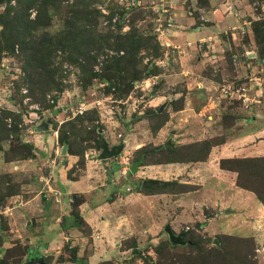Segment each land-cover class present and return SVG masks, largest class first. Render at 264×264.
Returning <instances> with one entry per match:
<instances>
[{"label":"rangeland","instance_id":"rangeland-1","mask_svg":"<svg viewBox=\"0 0 264 264\" xmlns=\"http://www.w3.org/2000/svg\"><path fill=\"white\" fill-rule=\"evenodd\" d=\"M214 1L222 5L229 3L231 0ZM241 1L242 7L244 9H251V14L254 15L252 18L250 14H245V17L248 18L249 21L252 19L250 21V27L252 29V21L264 18V11L262 10L264 0ZM138 2L139 4L135 7L131 5ZM193 2L195 4L197 3L200 7L209 5L208 0H181V2H179V0H135V2L132 0H102V3L98 5V9L101 10L103 15L100 19V27L108 25V19L106 17L114 15L113 24H115L120 19V13H123V15L125 14L124 31L129 30L130 26H136L142 33L156 35L161 44V57L156 60V65L159 67L161 75L162 67L160 62L163 58L167 59L168 55L162 45V41L167 34H160L158 28L162 23L168 26L169 19L175 24L173 12L176 10L177 3L182 6L183 10H188ZM171 5H174V8ZM164 9H167L169 12L164 14ZM2 12L3 8L1 7L0 14ZM228 13H230V11ZM65 14L64 11L56 14L53 24L49 28L51 32L55 33L64 28ZM160 14H162L163 17ZM160 19L161 21H159ZM239 31L242 33L241 43L245 40H249L247 32L242 29ZM251 32H253V29ZM230 51L231 50L228 52L227 58L224 59L225 61L220 62L206 56L203 58L205 64L202 63L192 66L194 69V75H192V77L196 78V74L203 71L205 77H212L219 83L217 86L218 89L214 88L211 91H207L206 89L204 93H200L197 96L198 101H200L199 108H203L205 104L216 103L218 105L217 108H212V110L209 108L210 111L215 113L218 122L210 121L204 116L201 121H198V124H196L199 125V128L195 129V133L198 134L193 135L195 138L194 140L200 138L202 140L195 142L194 140L192 142L187 140V142L177 144L178 140L182 141L187 138L186 135H188L184 134L186 132L185 125L188 124V121L186 122L183 118H179L178 121L176 120L175 128L172 130L170 129L171 131H165L162 137L165 139L168 138L169 135H174L172 143H174V146L178 145L179 149L186 145H192L211 139H215L219 146L212 149V156L209 157L207 164H204L205 167L203 169L200 168L199 162L174 163L173 167L167 169L168 171L165 170L161 173L155 171L150 172L149 179L166 182L178 181L189 188H187V192L179 195L155 193L151 195H158L159 197L151 198L149 199L150 201H140L138 203L130 202V206L122 204L118 212H122V214L128 216V224L125 226L126 232H128L127 229L130 228V224L132 230L126 233L125 236H120L118 238L120 244L116 247L117 249H113V245L111 244V248L100 250L98 244L93 240L94 246L99 248L98 255L101 257H96L94 262H91L92 264H98V261L128 255L129 251L122 252L120 249L122 243L128 239L136 241L138 248L143 250L147 255L153 257V263H156L157 254L153 248L169 240V236L165 232L167 225H171L176 234L184 233L186 235V233H189L196 237L210 239L213 241V244L211 242L210 246H219L220 242L218 241V237L224 235H232L238 238H248L251 240L254 239L255 248L252 250V259L253 261H258V264H264V207L257 202L252 193L236 186L234 181L235 173H226L220 169L219 165L220 158L225 153L228 155L241 153L240 149L235 151V146H231L232 149L224 144H226L227 141L231 142V140L236 139L238 135L241 134V125L236 123V118L239 119L243 116H251L254 110L252 107L256 104L255 102L258 101H261L260 103L263 108L259 110L260 115L254 113L257 114V121L252 124L249 123L250 125H248L249 128H247V131H257L260 133L262 129H264V60L263 62L259 61L262 66L257 68V70L256 68H254V71L249 70L248 73L244 75V78H240L243 73H237V71H235L236 67L239 69L240 65H234V67L231 65V69L228 67L230 60L232 61L231 56H229V54H231ZM140 56L144 60L143 64L146 65L150 58H148L144 52H141ZM193 56L194 55H191V60ZM197 57L198 56H196L193 61H196ZM59 61H61V59H58L57 63H59ZM222 63L225 65L224 71H222ZM23 67L24 62L20 57L11 54H6L0 64V111L9 110L17 115L18 117L9 118L7 123L9 128L13 127L15 124L18 125L20 131L19 134L15 132L14 135L10 137V140L5 141V150H9L12 143H14L19 136H21V141L24 142L28 137L29 141H31L29 143L35 145V135H43V140L46 141L49 134L55 133L59 141L60 131L69 130L70 127L68 123L76 121L79 118H87L84 121V126L89 125L88 131H92L95 128L96 132L102 135V141L106 139L111 146L119 145L122 142L125 144L126 150H124L119 157H116L118 158L117 160H113L115 162L123 161L125 167L131 166L133 162L138 161L136 160V154L131 152V149H135L138 145H140L139 149L143 147H148L150 149L158 147L155 146L156 142L159 143L158 138L155 141L157 135L155 127L159 126L163 120H168V110L173 109L176 103H172V100H169L172 96L171 88H182V85L185 84L183 82L180 83V81L177 82L176 79L167 83V80L164 78L162 79L160 75H157V80H153L155 76H151L137 82L133 91L127 97L120 99L114 94L113 90H107L106 83L98 79L93 80L92 84L84 90L82 79L83 72L80 67L76 64L64 61V64H59L60 71L55 76L54 80L56 83H59L62 92H60V89L53 88V82L50 84L47 83L46 94L41 97L39 101H36L32 96L29 97L30 92L28 85L25 83L26 73ZM215 70L216 73L214 72ZM254 83L255 93L251 92V85ZM227 86H231L232 89L241 87L249 89V97L252 98L250 106H244L243 98L240 99L239 94H237V96H233L234 94H232V96L225 95L222 89ZM162 93L166 95L167 98L163 100L158 99L159 96L163 95ZM223 94L225 96H223ZM181 99H184V97ZM163 104H166V107L162 113H159L163 115V118L152 117L151 111L158 109ZM229 114H232L235 118V120H231L234 126H232L233 128L230 131H226L225 126L229 124L227 121H224V117ZM90 117H92L94 123L89 120ZM43 122L49 124L50 130L48 132L41 133L38 131L39 125ZM128 125H131V127L127 128ZM204 128H209L208 130H210V132H206ZM177 131H180L179 134L184 135H180V138L176 137L175 133H177ZM229 132L232 133L231 136L233 137H230ZM130 134H132L131 141L128 137ZM68 135H70V133H68ZM88 136L89 135L83 131L79 134V138H77L78 142L85 141L79 143L77 148L87 149L84 153L85 161L86 159L100 161L98 157L101 150L98 151L96 149L95 142L92 139H88ZM193 136L191 135V137ZM255 140H257L258 145L253 152L255 154H264V134H260L255 139L253 138V141ZM223 142L225 143L222 144ZM200 149H205V147L181 149V152L190 156V154L194 153L193 150ZM223 149L228 150L224 151ZM213 150L217 151L214 152ZM4 153L5 151L0 152V157L5 158ZM241 154H243V157H245V154L248 155L247 152ZM12 156L8 159L9 162ZM18 160L19 158L14 161ZM4 161L8 163L6 159ZM4 161L0 158L1 192L3 193L6 191L7 187H15L20 190L21 184H27V178L19 177V175L16 174V170L3 169V167H5L3 165ZM106 161L107 160L101 161L102 166L106 169L109 168V171H111L112 165L109 164L108 167H106ZM82 164L74 168L72 173L70 172V177H72L73 172H77L76 176L82 173L81 170L84 168V164L83 166ZM142 165L141 169L144 168ZM119 170H121L120 166ZM119 170H117L118 172L114 170V172L118 174ZM133 176L130 177L132 180L121 176V188H118L124 193L122 194L123 198L137 194L138 192L143 193V191H150L142 190L141 182L136 183ZM126 187L132 188V192H126ZM112 207L116 209L115 205ZM99 212L100 211L97 213ZM111 212L112 209L110 207H105L103 213L108 216ZM85 231H83L84 234ZM87 234L88 233L85 235ZM129 234L130 236H128ZM65 252L67 253V258H69L67 247ZM103 254L105 255L102 256ZM135 264L146 263L138 259Z\"/></svg>","mask_w":264,"mask_h":264},{"label":"crops","instance_id":"crops-1","mask_svg":"<svg viewBox=\"0 0 264 264\" xmlns=\"http://www.w3.org/2000/svg\"><path fill=\"white\" fill-rule=\"evenodd\" d=\"M208 3V6L200 7L193 2L188 10H183L182 6L177 3L176 10L173 12L175 27L167 29L165 32L167 36L163 39L162 45L168 54V60L163 58L160 62L162 67L160 76L162 79H166L167 83L176 79L177 82L180 81V83L185 84L182 85V88H171L172 96L169 100H172V103L182 102V107L177 111L168 110V120L165 126L157 132L155 141L158 138L159 143L156 142L155 146H162L169 139L173 140L174 135H169L165 139L162 137L165 131H171L175 128L176 120L178 121L179 118L188 121L184 133L188 135L184 140H178L177 144H182L187 140L192 142L195 139L193 135L198 134L195 133V129L199 128V125L196 124L204 116L210 121L218 122L215 113L209 109L217 108L218 105L216 103L205 104L203 108H199L200 101H198L197 96L204 93L206 89L207 91L214 88L218 89L219 83L212 77H205L203 71L196 74V78L192 77L194 75L193 65L205 64L203 58L206 56L220 62L225 61L224 59L227 58L228 52L231 50L229 56H231L233 62L230 60L228 67L231 69V65L233 67L234 65H240L239 69L236 67L235 70L237 73H243L240 78H244L249 70L254 71V68L257 70L262 66L256 57V43L250 27L252 19L249 21L245 17V14H250L253 18L252 10L244 9L241 0H231L229 3L222 5L214 0H208ZM171 6L174 8V5ZM262 10L264 11V6ZM229 11L230 13L232 11V13H228ZM240 29L247 32L249 40L241 43L242 33L239 31ZM191 55H194L193 59L198 56L197 60H191ZM224 66L222 63V71L225 69ZM214 72L216 73V70ZM157 78L158 76H155L153 80H157ZM251 92H256L255 83L251 85ZM182 97L184 99H181ZM165 98L167 96L163 94L158 99L163 100ZM260 102H255L256 104L253 105L254 110L251 116H243L237 119L236 123L241 125V134L231 142L227 141L224 144L228 148L235 146V151L240 149L241 153L247 152L248 155L245 154V157L264 156V154L253 152L258 145L257 140L253 141V138L255 139L260 134H264V129L260 133L247 131L249 123H255L257 114L260 115L259 110L263 108ZM129 127L131 125L127 126V128ZM208 129L204 128L209 133L210 130ZM179 132L175 133L178 138H180V135H184L179 134ZM229 134L230 137H233L231 132ZM131 136L132 134L128 136L130 141ZM200 140L202 139L194 140V142ZM35 141V145L31 144L33 146L32 156L27 160L7 163L0 157L4 161L3 165L5 167L3 169L16 170L19 177L27 178V184H21V192L9 198L7 204L0 207V233L3 239L0 245V260L6 250L21 245L23 248H28V253L23 257L22 264H32L39 260L44 261L45 264H76L67 258L65 250L66 247H70L78 249V258H85L92 264L91 262H94L96 257L100 256L98 255L99 248L100 250L108 249L112 247V244L113 249H117L116 247L120 244L118 238L125 236L126 233L132 230L130 224V228L126 232L125 226L128 224V216L118 212L120 206L122 204L130 206V202H147L151 198L159 197L158 195L138 192L123 198L122 194L124 193L119 190L121 188V176L130 178L133 174L130 170L125 175L122 174V171L119 170V162L113 161L118 158L106 161V167L109 164L112 165L111 171H109V168H104L101 161L86 159L84 168L81 170L82 173L76 176L77 172H73L72 177H70V172L72 173L73 169L78 167L79 157L70 155L68 149L66 154L63 153V146L59 143L57 134H49L46 141L43 140V135H35ZM29 142L31 141L27 137L25 143ZM139 148L140 145L135 149H131V152L135 153ZM124 150L126 149L124 148ZM241 153H235V155L225 153L220 160L222 158L243 157ZM199 164L200 168L203 169L204 164H207V162H199ZM173 166L174 164L144 166L133 177L136 183H140L150 178V172L161 173ZM113 169L115 172L119 170V176ZM130 180L132 179L130 178ZM128 188L130 187H126L125 191L132 192V188H130L131 191H128ZM74 195L84 199L80 206V214L86 224L85 229L89 232L87 235L75 225L74 218L71 216ZM113 205L116 209L112 207ZM105 207L112 209L108 216L103 213ZM98 211L100 212L97 213ZM2 218L5 225H2ZM93 240L99 248L94 246ZM62 257L64 260H59ZM46 260L49 262L47 263Z\"/></svg>","mask_w":264,"mask_h":264},{"label":"trees","instance_id":"trees-1","mask_svg":"<svg viewBox=\"0 0 264 264\" xmlns=\"http://www.w3.org/2000/svg\"><path fill=\"white\" fill-rule=\"evenodd\" d=\"M102 0H0V64L6 54L16 55L24 62L26 73L25 83L28 85L30 96L39 101L47 92V83L53 82V88L60 89L55 76L60 71L59 64L64 61L76 64L83 72V88L86 90L93 80H101L106 83L107 90H113L114 94L123 99L134 89L137 82L151 76L160 75L156 60L161 57V44L156 35L142 33L136 26L124 31V15L120 13V19L113 24L114 15L106 17L108 25L100 27V19L103 17L98 5ZM64 11V28L55 33L49 28L52 26L56 14ZM253 36L257 46V60H264V18L252 21ZM144 52L149 62L144 65L140 54ZM58 59L61 61L58 62ZM98 68V69H97ZM50 90V89H48ZM60 92L62 90L60 89ZM108 94V92H107ZM42 100V99H41ZM183 101V100H182ZM181 102V101H180ZM182 102H176L173 110H180ZM152 117L163 118L158 109L151 111ZM12 111H0V152L5 151L6 161L12 156V162L27 160L32 156V148L19 136L5 150L4 143L10 140L15 132L19 134L18 125L9 128L7 120L16 117ZM18 117V116H17ZM87 119V118H86ZM86 119H77L68 123L69 130L59 133V142L62 146H68L70 155L78 156V165L84 164V153L87 149H78L77 138L83 131L88 139L96 144V149L101 150L102 135L95 128L88 131L89 125L84 126ZM90 121L92 117L89 118ZM231 120H235L232 114L226 115L224 121L226 131L234 126ZM237 120V118H236ZM230 121V122H229ZM167 120L155 127L157 133ZM94 123V121H93ZM70 133V135H68ZM223 142L222 144H224ZM220 144V145H222ZM219 146L215 139L186 145L181 149H205L193 150L190 156L181 152L178 145L166 148L165 145L148 148L143 147L135 152L136 160L145 155V163L142 166L164 165L174 163L207 162L212 149ZM10 160V162H11ZM9 162V161H8ZM82 164V166H83ZM220 169L225 172L235 173L234 181L237 187L252 193L256 200L264 207V156L222 158L219 162ZM1 183V182H0ZM187 186L178 181H160L147 194L170 193L179 195L187 192ZM183 189V190H182ZM0 190V207L7 204L12 196L18 195L21 189L7 187L3 193ZM83 197L74 195L71 216L75 225L85 231V222L80 214V206ZM5 225L4 219H1ZM5 229V227H4ZM89 233L88 230L85 234ZM185 239L189 242L186 246H173L168 240L154 247L157 254V264H258L253 261L252 250L255 248L254 239L238 238L232 235L218 237L219 246H210L213 241L196 237L186 233ZM0 233V245L2 244ZM122 252L129 251L128 255L100 261L98 264H135L143 260L146 264H153V257L139 249L136 241L128 239L122 243ZM68 260L76 264H90L85 258H78V249L67 247ZM28 253L27 247L17 245L5 251L0 264H22L23 257ZM59 260H64L60 258ZM47 263L49 262L46 260Z\"/></svg>","mask_w":264,"mask_h":264},{"label":"water","instance_id":"water-1","mask_svg":"<svg viewBox=\"0 0 264 264\" xmlns=\"http://www.w3.org/2000/svg\"><path fill=\"white\" fill-rule=\"evenodd\" d=\"M166 107V104L161 105L158 108V113H162L164 111ZM50 130V126L48 123L43 122L39 125L38 127V131L43 133V132H48ZM29 146H31V148L33 147L30 143H27ZM174 143H172V140L169 139L167 141V143L165 144V147H173ZM125 148V144L122 142L119 145H115V146H111L110 143L106 140L103 139V144H102V148H101V153L98 157V159L100 161H105V160H111L114 159L116 157H119ZM68 149L67 145L63 146V153L66 154V151ZM145 162V156L143 155L138 161H135L132 163L131 167H130V172L133 175H136L141 168V165ZM160 181L159 180H155V179H146L143 180L141 182V189L142 190H151L153 189L155 186L159 185ZM165 232L167 233V235L169 236V240L171 242V244L173 246H186L189 242L185 239V234L184 233H180V234H176L171 225H167L165 228ZM32 264H45L44 261L39 260L36 261ZM156 264V263H153Z\"/></svg>","mask_w":264,"mask_h":264},{"label":"built area","instance_id":"built-area-1","mask_svg":"<svg viewBox=\"0 0 264 264\" xmlns=\"http://www.w3.org/2000/svg\"><path fill=\"white\" fill-rule=\"evenodd\" d=\"M133 2H135V0H132ZM137 4H139V2L138 3H133V4H131L133 7H135ZM130 5V6H131ZM169 11L167 10V9H164L163 10V13L164 14H167ZM162 17H163V15L162 14H160ZM159 21H161V19L159 20ZM175 26H174V24L172 23V21H171V19H169L168 20V26H165V24H161L160 25V27L158 28V31L160 32V34H164L165 32H166V29H171V28H174ZM222 91H223V93L226 95H230V96H232V94H234L233 96H237V94H239V96H240V99L241 98H243V104H244V106L245 107H249L250 106V104H251V102H252V98L251 97H249V89H247L246 87H241V88H235V89H232V87L231 86H227V87H224L223 89H222ZM223 94V96H225ZM59 154V153H58ZM129 160V159H128ZM124 162L123 161H121V162H119V166L121 167V171H122V174L123 175H125L126 173H128L129 172V167H130V165L128 166V167H125L124 166ZM46 183V182H45ZM48 184V183H47ZM128 191H131V189L130 188H128L127 189Z\"/></svg>","mask_w":264,"mask_h":264}]
</instances>
